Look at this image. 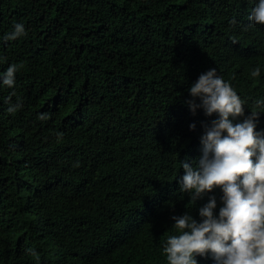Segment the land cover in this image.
Here are the masks:
<instances>
[{
  "label": "trees",
  "instance_id": "16d2710c",
  "mask_svg": "<svg viewBox=\"0 0 264 264\" xmlns=\"http://www.w3.org/2000/svg\"><path fill=\"white\" fill-rule=\"evenodd\" d=\"M255 2L0 0V77L17 66L13 88L0 81V264H168L173 216L201 222L212 196L218 216L222 189L180 190L218 118L186 101L213 68L245 101L234 123L264 100ZM16 23L27 34L5 40Z\"/></svg>",
  "mask_w": 264,
  "mask_h": 264
},
{
  "label": "clouds",
  "instance_id": "9594fccd",
  "mask_svg": "<svg viewBox=\"0 0 264 264\" xmlns=\"http://www.w3.org/2000/svg\"><path fill=\"white\" fill-rule=\"evenodd\" d=\"M248 19L264 25V0H256ZM231 23L236 24L235 19ZM13 28L5 40L27 34L22 23L14 24ZM16 71L14 64L7 68L0 77L4 86L14 87ZM260 74L257 66L250 75L257 78ZM189 92L193 99L186 103L193 114L197 108H203L207 116L216 113L218 118L211 121V126H204L202 156L196 167L182 162L185 174L180 190L190 193L194 203L206 192L220 188L223 206L215 215L217 202L212 196L199 209L201 222L188 214L173 216L175 234L167 237L162 254L168 264H197L195 257L209 252L216 264H264V133L256 131L255 123L257 109L264 107V100H256L251 115L234 123L244 116L245 101L214 68L201 73ZM197 97L200 104L195 102ZM8 99L9 113L22 107L19 103L12 105L11 96ZM46 118V115L39 117ZM27 252L37 255L32 249Z\"/></svg>",
  "mask_w": 264,
  "mask_h": 264
},
{
  "label": "bare ground",
  "instance_id": "6f19581e",
  "mask_svg": "<svg viewBox=\"0 0 264 264\" xmlns=\"http://www.w3.org/2000/svg\"><path fill=\"white\" fill-rule=\"evenodd\" d=\"M247 111V110H246ZM244 117V116H243Z\"/></svg>",
  "mask_w": 264,
  "mask_h": 264
}]
</instances>
